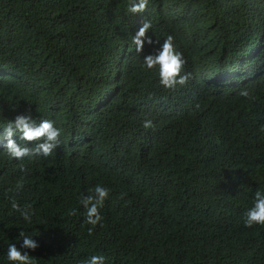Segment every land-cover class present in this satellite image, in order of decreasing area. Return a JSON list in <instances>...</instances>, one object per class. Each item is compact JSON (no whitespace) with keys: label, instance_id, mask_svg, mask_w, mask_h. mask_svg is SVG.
Returning a JSON list of instances; mask_svg holds the SVG:
<instances>
[{"label":"trees","instance_id":"trees-1","mask_svg":"<svg viewBox=\"0 0 264 264\" xmlns=\"http://www.w3.org/2000/svg\"><path fill=\"white\" fill-rule=\"evenodd\" d=\"M132 2L0 0V264L10 244L34 264H264V225H245L264 192V0ZM169 36L188 76L173 89L144 64ZM18 115L61 130L50 156H8Z\"/></svg>","mask_w":264,"mask_h":264},{"label":"clouds","instance_id":"clouds-1","mask_svg":"<svg viewBox=\"0 0 264 264\" xmlns=\"http://www.w3.org/2000/svg\"><path fill=\"white\" fill-rule=\"evenodd\" d=\"M148 0H133L129 7L131 13H141L145 11ZM150 27V24L145 22L134 37V43L137 45V51L143 50L145 34ZM147 42L151 44L153 41L150 37ZM144 64L148 69H153L158 66L160 84L167 88L173 89L177 84L183 85L186 83L188 76L181 75L185 60L182 54L175 50L173 37L169 36L162 44V49L154 55H147L144 58ZM240 95L247 97V91H241ZM144 128L153 127L152 121L144 122ZM6 144L4 149L11 158L23 160L25 157H33L37 155L50 156L61 141V130L54 126L51 120H41L38 124L31 115H18L10 121L4 128ZM14 136H19L20 141L26 143H34V148L22 146L18 143ZM21 171H27L23 167ZM22 185H18L21 187ZM109 196V189L96 185L90 190V194L82 196L80 203L85 208V222L92 227L89 228V234H92L95 226L101 223L103 217L100 215V208L103 207L105 200ZM12 208L19 211L26 222H31L32 213L28 209H21L19 204L13 200ZM247 219L245 225L252 227L254 225H264V192L257 190L254 194L253 207L247 211ZM19 237L23 238L22 247L35 251L39 245L37 242L25 235L23 231L19 233ZM7 259L12 264H34L32 258L27 251H22L15 244H10L7 250ZM105 257L101 255L92 256L87 264H104Z\"/></svg>","mask_w":264,"mask_h":264}]
</instances>
